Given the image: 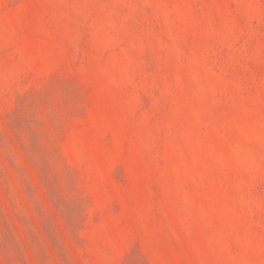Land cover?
<instances>
[{"label": "rangeland", "instance_id": "rangeland-1", "mask_svg": "<svg viewBox=\"0 0 264 264\" xmlns=\"http://www.w3.org/2000/svg\"><path fill=\"white\" fill-rule=\"evenodd\" d=\"M0 264H264V0H0Z\"/></svg>", "mask_w": 264, "mask_h": 264}]
</instances>
